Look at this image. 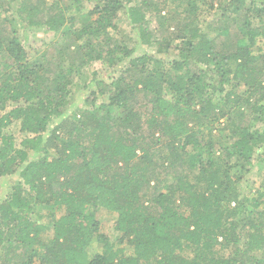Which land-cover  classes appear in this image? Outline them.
<instances>
[{
    "label": "trees",
    "instance_id": "16d2710c",
    "mask_svg": "<svg viewBox=\"0 0 264 264\" xmlns=\"http://www.w3.org/2000/svg\"><path fill=\"white\" fill-rule=\"evenodd\" d=\"M200 1L174 14L167 62L111 31L169 0H0V178L19 174L0 198V264H264V182L239 189L264 156V0L220 5L239 34L227 52L199 26ZM21 27L60 33L55 53L28 48ZM97 61L114 75L95 73L87 106L63 118Z\"/></svg>",
    "mask_w": 264,
    "mask_h": 264
},
{
    "label": "rangeland",
    "instance_id": "374dc122",
    "mask_svg": "<svg viewBox=\"0 0 264 264\" xmlns=\"http://www.w3.org/2000/svg\"><path fill=\"white\" fill-rule=\"evenodd\" d=\"M51 0H46L50 2ZM150 3H159L162 0H149ZM226 0H201L200 5L204 11V14L200 16L199 26L202 28L204 33H207L209 39H213L216 42L218 49L223 51H229L234 45L235 41L238 39V30L237 23H233V18L223 17L221 4ZM249 3L251 0H246ZM260 2V0H258ZM27 3L36 4L42 7L43 10H46L47 5L42 2V0H27ZM44 3V4H43ZM211 4H214V7H211ZM134 5V4H132ZM188 5V0H169L167 4V9L158 13L156 11H145L146 18L142 26L132 25V19L129 15H124L123 18L118 22L117 30H112L111 33L114 36L117 43L122 44L128 49H133V57L139 55H155L162 59H165L167 62L172 61L177 57V52L170 48L167 50L165 45L163 46V39L167 37H172L174 35V27L177 22L175 17L176 15H184V11ZM92 4L88 5V8L84 11V19L88 17L87 11L92 8ZM174 14H176L174 16ZM5 12L0 8V22L4 19ZM13 18V16H12ZM5 26L9 27V23H4ZM9 29V28H8ZM144 34L146 36L144 37ZM60 33L47 32L45 30H33L28 29L24 30L23 27L20 28L19 36L25 42L28 48L34 49L35 52H41L44 50L54 51V45L59 38ZM177 41L173 42V46ZM55 53V51L53 52ZM54 55V54H53ZM56 55V54H55ZM54 59L56 60V56ZM53 59V60H54ZM127 61L121 63L122 66L125 65ZM119 68V67H117ZM97 73L98 77L109 79L110 76L114 75L112 69L104 64L103 62H94L87 65L82 72L80 80L77 82L76 90L74 95L71 97L68 107L65 111V116L63 118L71 119L73 112H80L83 107H86L85 99L89 96L93 86L87 88L85 85H88L92 77H95L94 74ZM109 77V78H108ZM95 88V86H94ZM108 96H105L107 99ZM104 98H98V103L101 102ZM148 107V106H145ZM62 121V119H57L54 121L49 130H51ZM260 129L264 128V124H258ZM7 132L12 134L15 137V142L18 147H21L20 143L25 137V134L20 131V123L14 122L11 126L8 127ZM258 153V152H257ZM260 153L264 155V149L260 150ZM259 155V153H258ZM257 155V156H258ZM261 155V154H260ZM255 156V159L257 158ZM262 157V156H261ZM18 173L4 176L0 178V198H2L6 193L11 189V185L15 183ZM264 182V156L255 160L252 167V171L248 177L241 183L239 187L241 194H248L253 196L256 191L259 189L261 184ZM43 216H47V209H40ZM98 217L101 222V231L109 235L111 238L115 239L117 236L116 231L114 230V225L116 222L117 215L114 213H99ZM101 251V247L98 243H94L91 248V254L94 252Z\"/></svg>",
    "mask_w": 264,
    "mask_h": 264
}]
</instances>
